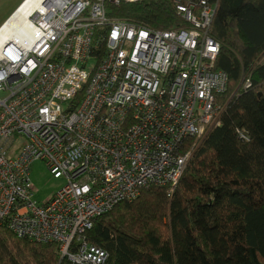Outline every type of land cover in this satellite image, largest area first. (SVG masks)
<instances>
[{
    "label": "built area",
    "instance_id": "2783aa9c",
    "mask_svg": "<svg viewBox=\"0 0 264 264\" xmlns=\"http://www.w3.org/2000/svg\"><path fill=\"white\" fill-rule=\"evenodd\" d=\"M150 1L47 0L29 16L32 41L0 48V226L57 243L74 264H107L85 236L100 215L151 184L175 189L187 140L215 125L227 87L214 68L218 3L171 0L170 30L113 14ZM37 160L65 180L44 202Z\"/></svg>",
    "mask_w": 264,
    "mask_h": 264
},
{
    "label": "trees",
    "instance_id": "16d2710c",
    "mask_svg": "<svg viewBox=\"0 0 264 264\" xmlns=\"http://www.w3.org/2000/svg\"><path fill=\"white\" fill-rule=\"evenodd\" d=\"M215 1L212 34L221 43L216 66L228 73L230 89L242 73L252 84L242 85L229 102L172 196L166 186L149 185L86 232L91 244L108 251V264H264V0ZM114 8L113 14L137 23L175 24L170 0ZM57 250L55 242L0 226V264H74L59 260Z\"/></svg>",
    "mask_w": 264,
    "mask_h": 264
},
{
    "label": "rangeland",
    "instance_id": "374dc122",
    "mask_svg": "<svg viewBox=\"0 0 264 264\" xmlns=\"http://www.w3.org/2000/svg\"><path fill=\"white\" fill-rule=\"evenodd\" d=\"M171 1V0H170ZM136 3V2H135ZM172 3V2H171ZM173 5V3H172ZM173 9H174V6H173ZM174 14H175V11H174ZM176 14L173 16L172 20L174 21L176 19ZM146 24V23H144ZM150 25V24H148ZM176 25V24H175ZM173 24L172 27L170 28H162V29H167V30H170L172 29L174 26ZM152 26V25H151ZM155 27V26H154ZM157 28H160V27H157ZM215 38V37H214ZM216 39V38H215ZM216 41L220 44V48H221V43L219 40L216 39ZM219 55V54H218ZM218 55H217V59H218ZM262 56V55H261ZM260 56V57H261ZM217 59L214 63V68L215 70H218L219 72H221L222 74H226L228 76V83H227V87L224 88V93L223 95L227 92V91H230L231 92L229 93L228 97H224L223 95L220 96V100L218 102V105L219 107H217V121L215 123V125L207 132V134L201 139V140H198L196 139L195 137H192L191 139H188L189 142H188V145L187 147H185V149L182 150V156H184L185 158V163H186V167H187V164L188 162L190 161V159L192 158V156L195 154V152L197 151L198 149V146L204 141V139L208 136V134L210 133V131L218 126L220 124V117L222 115V113L224 112L225 108L227 107V105L229 104V102L232 100V98L237 94L238 90L240 89V87L243 85V88H248L251 86L252 82L250 80V76L246 77L244 73L241 74V78H240V81L238 82V85L235 89H230V83H229V75L227 72L223 71V70H220L219 68H217L216 66V62H217ZM206 106V103L204 102V108ZM215 107V109H216ZM245 131L243 130H239V134H240V137L241 138H245V139H248L247 136L245 135ZM187 140V141H188ZM193 140L195 142H193ZM198 142V144H197ZM186 167L184 169V172L186 170ZM183 172V174H184ZM182 174V175H183ZM31 178H32V181L36 187V193H35V199L38 201V202H44L46 200H48L58 189H60L64 184H65V180L62 179V178H55L49 171L48 167L46 166V164L41 161V160H37V161H34L31 165ZM182 178V176H181ZM181 178L179 179L178 183L180 182ZM177 183V185H178ZM152 185V184H151ZM154 185V184H153ZM176 185V187H177ZM160 186V185H159ZM162 186V185H161ZM163 186H166L167 187V192L170 196H172V194L174 193L175 189L173 191H171V186L170 184H166V185H163ZM143 189V188H142ZM141 189V190H142ZM142 193V191L139 193V195ZM116 206V205H115ZM114 207H112L111 209H113ZM109 212V211H108ZM107 213V212H106ZM105 214V213H104ZM103 215V214H102ZM100 215V216H102ZM99 216V217H100ZM98 217V218H99ZM97 218V219H98ZM96 219V220H97ZM96 222V221H95ZM94 222V224H95ZM94 226V225H93ZM162 233L164 236H167L169 235V230L167 229V227H163L162 228ZM58 245V244H57ZM105 250V249H104ZM58 254H59V260L60 259V246L58 245ZM108 252V251H107ZM109 254V253H108ZM109 259V257H108ZM72 262V261H71ZM107 264H108V261H107Z\"/></svg>",
    "mask_w": 264,
    "mask_h": 264
},
{
    "label": "bare ground",
    "instance_id": "6f19581e",
    "mask_svg": "<svg viewBox=\"0 0 264 264\" xmlns=\"http://www.w3.org/2000/svg\"><path fill=\"white\" fill-rule=\"evenodd\" d=\"M48 5L49 4H47V0L23 1L13 16L7 20L2 25V29H0V48L9 38V36H15L18 42L28 45L37 33V26L34 25L32 19L29 16L31 12L36 9L45 10ZM28 39V42L25 41Z\"/></svg>",
    "mask_w": 264,
    "mask_h": 264
},
{
    "label": "crops",
    "instance_id": "0c3cea01",
    "mask_svg": "<svg viewBox=\"0 0 264 264\" xmlns=\"http://www.w3.org/2000/svg\"><path fill=\"white\" fill-rule=\"evenodd\" d=\"M25 0H0V29Z\"/></svg>",
    "mask_w": 264,
    "mask_h": 264
}]
</instances>
